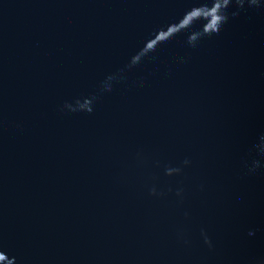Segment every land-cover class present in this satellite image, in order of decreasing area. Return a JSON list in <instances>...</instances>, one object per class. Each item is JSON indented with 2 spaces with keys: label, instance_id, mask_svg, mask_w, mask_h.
<instances>
[{
  "label": "water",
  "instance_id": "95a60500",
  "mask_svg": "<svg viewBox=\"0 0 264 264\" xmlns=\"http://www.w3.org/2000/svg\"><path fill=\"white\" fill-rule=\"evenodd\" d=\"M0 264H264V0H0Z\"/></svg>",
  "mask_w": 264,
  "mask_h": 264
}]
</instances>
